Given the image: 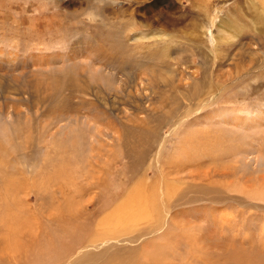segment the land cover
Masks as SVG:
<instances>
[{"label": "rangeland", "instance_id": "rangeland-1", "mask_svg": "<svg viewBox=\"0 0 264 264\" xmlns=\"http://www.w3.org/2000/svg\"><path fill=\"white\" fill-rule=\"evenodd\" d=\"M0 77V264L35 232L32 256L96 239L139 183L126 146L160 117L176 194L120 238L159 231L112 250L139 248L135 264H264V0H0ZM173 81L200 102L165 101Z\"/></svg>", "mask_w": 264, "mask_h": 264}, {"label": "bare ground", "instance_id": "bare-ground-1", "mask_svg": "<svg viewBox=\"0 0 264 264\" xmlns=\"http://www.w3.org/2000/svg\"><path fill=\"white\" fill-rule=\"evenodd\" d=\"M2 79L3 78L0 77V88H2V86H3L2 85ZM257 79H259V78H256L254 80H257ZM195 83H194V85H195ZM173 84H175L174 81L171 82L170 84H168L167 86L172 88L170 90H175L173 92L174 95H170L171 93L168 94L169 96H167L165 98V101L167 99L168 101H170V103H172L174 105H177V108L178 107L181 108L184 105L182 106L183 99H181L179 97V95H183L187 101H192V100H194V99L197 98V97L191 98L190 96L184 95L181 91H179L177 89H174ZM64 86H63V88H64ZM73 86L74 85L68 86V87L65 86V89L67 91H69V92H74L76 90H74L75 87H73ZM79 87H80V91L74 92V94L75 93H79L80 94V92H81V94H89L88 93L89 91L90 92H93V90L91 88H89L88 85H86V86H79ZM65 89L64 90L61 89V91L64 92ZM93 89H95V88H93ZM55 92L58 93L57 91H55ZM54 96L55 95H51L52 99L55 100V101H57L56 98L55 99L53 98ZM57 96L59 97V95H57ZM48 98L50 100V97H48ZM162 99H164V98H162ZM197 99H198L197 101H199V98H197ZM158 101H160V99ZM51 102H52V100H51ZM162 102L163 101L161 100L160 103L157 102V104L158 103L161 104ZM164 103H166V102H164ZM184 104H185V102H184ZM161 105H163V103ZM94 108L96 109V107H94ZM94 108H92V109H94ZM59 110L62 111V112L63 111H66V109L64 110V108H60ZM172 112H173V114L175 113L174 111H172ZM94 113H95V111H94ZM154 121L157 123V125L155 124L157 126L155 128V130L151 131V130H148V129L147 130H144L143 129L141 131V129H140L139 132L137 133L138 138L135 139L134 137H132V138L135 139L134 142L132 141V138L129 137L130 138V141L133 142V144L131 145L129 143L128 146H126L127 144L124 145V146L127 147L126 148V151H124V152H125V158H126V160H128V162H127V164H128V167H127L128 174H130L131 176L132 175L135 176L134 174L136 172H138V175L136 177H134V178L132 177V179H128L127 178V180H134L135 178H137L139 180V183L137 185H135L134 188L131 189L132 191H130L126 196H124V199L122 200V203H119L118 205H115V207L112 208V209L109 208L110 209V212H107V214L108 213L109 214L102 221L100 220L101 222L98 225H96V229H97L96 231H97V233H96V235L94 234L95 235L94 237H96V239L92 237V239L89 240V241H86L84 239L81 242V240H79L78 242H76L77 243L76 244L77 247L70 248L67 251L64 250V251L60 252V251L52 248L53 250H55V252L51 256H48V252H49L48 250H47V253L45 254V249L42 248L41 251L44 250L43 253L41 251L40 252L37 251V254L40 253V255H36L37 256L36 257V256H32V254H31L32 249H33V244L31 242L34 239H37L38 238L37 237V232H35V235L33 237L30 234L31 235V239H29L30 242L28 241V243L26 245H24V248H23V246H21V247H12L11 244H9L10 245V248H7V250H8V257H9L8 262L11 261L14 264H96V263L97 264H126L125 261H128L129 262V261L132 260V262L130 264H135V263H133V260L137 256L136 254L137 253L139 254V251H138L139 248H137V247H126V248H123V249H120V250H112L113 248H118V247H111L109 243L115 241L114 244L116 242H118V243H120V242L127 243L129 245L136 244V243H139V241L142 238H147L149 235H151V233L153 232V230H154V233L156 231H159V230H157V228H156L157 226H156L154 228L152 227L153 228L152 230L144 231L140 236H135V237H131V238H128V239H123V240H122V238H120V237H122L120 235L121 232L124 231L123 230L124 228H128L127 226H129L128 229H133L134 226L135 227L136 226L139 227V225H142L143 226V224L146 221H148L149 218L152 217L151 215H154V214L155 215L156 214L159 215V213H163L162 210H165L164 207H163L164 205L162 206L163 209H159L155 205L157 204V205L161 206V204L168 203L169 200H171L174 197V195L176 194L174 192L175 182L172 180V178L169 179V173L165 174L164 173L165 171L163 169L166 166L167 167L168 166L171 167L170 164L173 165V163H171L170 162V159H167L164 155L161 157L162 159L159 158L160 154H163L162 150L164 149V145H165V141L162 140V137H161V139L158 138L159 131L162 130L163 129L162 126H164L165 124H167L168 122H170L171 119H170V121H168L166 123L162 120L161 117L160 118H156ZM145 124L146 123L144 122V125ZM128 131H130V130L128 129ZM132 132H131V135H132ZM152 138H154V139L157 138V140H155V141H157L155 143V145L153 144V141H151ZM204 139H205V137H204ZM212 139H209V141L212 140ZM206 140H207V138H206ZM126 141H128V140H126ZM212 142L215 143V141H212ZM212 142H208V143H212ZM204 143L198 144L199 145L198 147H201L202 146L201 148H206V147H203V144ZM204 145H206V144H204ZM53 146H55V145H53ZM213 146H214V144H213ZM208 148H209V146H208ZM201 150L202 149H200V151ZM207 151H209V149H207ZM204 153H205V151L202 152V154H204ZM211 153H212V151H211ZM205 154H207V153H205ZM210 154H208V156ZM212 155H214V154H212ZM225 155H227V153H225ZM152 156H154V158L153 159H150V157H152ZM215 156H210L209 158H212V157L214 158ZM217 156H219V155H217ZM180 164L181 163H179L178 165L176 164V166H179ZM148 171H151L153 173V175L155 176V178H156V180H154L153 182H150L151 179L150 180L146 179L147 178V175H148L147 174ZM125 180H126V178H125ZM177 182H181V181H177ZM166 215H168V214H166ZM151 219L153 220L154 218H151ZM148 222H151V221L149 220ZM154 224H156V223H154ZM37 226H39V225H37ZM151 226H154V225H151ZM18 227H20V226H18ZM26 227L28 229V225L27 224H26ZM160 227H159V229H160ZM22 228H24V226ZM27 229H23L22 231L23 232H26ZM28 230L30 231L31 229H28ZM69 232H70V230H69ZM24 234H26V233H24ZM99 241L102 242L100 246H103V245L105 246L106 245V247H107L109 245L110 248H107L106 250H103V252H101V253L90 252V249L91 248L97 249L99 247V244H97V242H99ZM9 245H7V246H9ZM7 246H5V247H7ZM27 246L30 247L28 250H27ZM35 247H36V245H35ZM18 249H21V250L23 249L24 250V254H23L22 257H16V253H17V250ZM144 256H145V254H144ZM23 257L25 259H23ZM244 257L245 256H237L236 255L235 258L238 259L237 260V262L239 261L238 264H254V263H251L250 261H247L246 259H243ZM123 259H124V262L122 261ZM98 262H100V263H98ZM259 263L262 264V262H261L260 259H259Z\"/></svg>", "mask_w": 264, "mask_h": 264}]
</instances>
